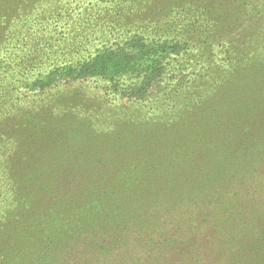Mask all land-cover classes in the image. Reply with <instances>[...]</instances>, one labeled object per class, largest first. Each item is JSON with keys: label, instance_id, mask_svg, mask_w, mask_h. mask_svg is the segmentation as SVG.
Instances as JSON below:
<instances>
[{"label": "rangeland", "instance_id": "rangeland-1", "mask_svg": "<svg viewBox=\"0 0 264 264\" xmlns=\"http://www.w3.org/2000/svg\"><path fill=\"white\" fill-rule=\"evenodd\" d=\"M0 264H264V0H0Z\"/></svg>", "mask_w": 264, "mask_h": 264}, {"label": "trees", "instance_id": "trees-1", "mask_svg": "<svg viewBox=\"0 0 264 264\" xmlns=\"http://www.w3.org/2000/svg\"><path fill=\"white\" fill-rule=\"evenodd\" d=\"M135 55L129 51H120L118 49L103 50L94 54L87 60L77 64L78 75H98V74H116L130 69L135 61Z\"/></svg>", "mask_w": 264, "mask_h": 264}]
</instances>
